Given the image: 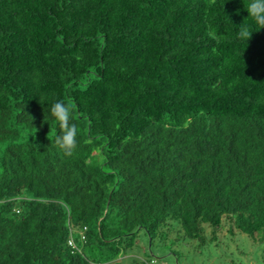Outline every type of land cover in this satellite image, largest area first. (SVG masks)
<instances>
[{"label": "trees", "instance_id": "16d2710c", "mask_svg": "<svg viewBox=\"0 0 264 264\" xmlns=\"http://www.w3.org/2000/svg\"><path fill=\"white\" fill-rule=\"evenodd\" d=\"M249 3L0 0V264H144L124 262L141 235L173 253L226 224L264 235V29Z\"/></svg>", "mask_w": 264, "mask_h": 264}, {"label": "rangeland", "instance_id": "374dc122", "mask_svg": "<svg viewBox=\"0 0 264 264\" xmlns=\"http://www.w3.org/2000/svg\"><path fill=\"white\" fill-rule=\"evenodd\" d=\"M229 228L226 224L220 230V241L201 245L189 241L181 246L182 249L173 247L179 253L167 247L161 249L158 243L151 247L148 238L141 235L138 245L129 251L130 258L126 257L124 262L136 259L144 264H264V235L255 240L241 232L231 236Z\"/></svg>", "mask_w": 264, "mask_h": 264}, {"label": "clouds", "instance_id": "9594fccd", "mask_svg": "<svg viewBox=\"0 0 264 264\" xmlns=\"http://www.w3.org/2000/svg\"><path fill=\"white\" fill-rule=\"evenodd\" d=\"M247 13L257 25L264 29V0H250ZM240 35L244 38L251 37L247 28H243ZM51 115L58 123L61 133L57 136L56 142L67 155H71L77 147V127L72 123V110L63 101L58 100L51 106Z\"/></svg>", "mask_w": 264, "mask_h": 264}]
</instances>
